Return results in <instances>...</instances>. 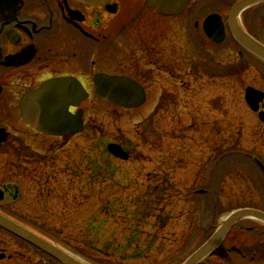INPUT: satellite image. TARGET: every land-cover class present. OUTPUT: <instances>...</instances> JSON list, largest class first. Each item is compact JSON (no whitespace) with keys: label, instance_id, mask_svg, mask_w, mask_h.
Returning a JSON list of instances; mask_svg holds the SVG:
<instances>
[{"label":"rangeland","instance_id":"374dc122","mask_svg":"<svg viewBox=\"0 0 264 264\" xmlns=\"http://www.w3.org/2000/svg\"><path fill=\"white\" fill-rule=\"evenodd\" d=\"M228 8L210 0L194 7L182 22L160 23L156 56L162 70L154 71L146 84L148 99L142 108L127 112L98 100L85 102L81 108L93 128L65 148L53 150L46 140L44 146L34 147L39 155L29 151L30 163L13 168L0 158V184L18 187L21 200L15 213L24 225L67 250L92 257V264H181L205 238L207 228L232 210L264 211L262 175L236 157L244 152L264 162L263 126L255 129L242 98L245 86H260L249 74L257 78L262 69L254 67L233 79L235 72L225 69L238 59L232 41L205 48L190 24L195 13L200 18L220 10L226 17ZM260 9L257 16L264 20V5ZM247 20L250 29L254 24L260 28L258 18ZM129 40L125 61L137 70L148 60L138 40ZM209 65L215 74L227 77L210 79ZM164 89L174 92L167 110ZM157 100V113L148 119ZM109 142L132 148L131 160H112L113 183L105 175L93 180L90 167L104 164L103 148ZM93 185L99 192H92ZM257 227L243 221L226 246L251 243L255 235L240 231ZM0 250L6 255L23 253L3 232Z\"/></svg>","mask_w":264,"mask_h":264},{"label":"flooded vegetation","instance_id":"af4514ba","mask_svg":"<svg viewBox=\"0 0 264 264\" xmlns=\"http://www.w3.org/2000/svg\"><path fill=\"white\" fill-rule=\"evenodd\" d=\"M209 1L188 0L180 18L187 17L192 6L206 5ZM235 1L238 0H219V3L227 6ZM145 3V0H0V131L4 137L0 143V158H4L7 166L13 168L30 163L31 159L27 157L30 155L29 151L35 146H44L46 140H50L49 146L53 150H58L75 139L46 136L32 129L22 118L20 104L23 97L43 85L62 80V83L67 81L69 89L78 82L87 93L89 101L95 98L94 77L103 73L135 81L144 87L148 96L146 84L155 76L154 71L160 74L162 70L157 61L160 55L156 56L160 48L158 40L161 34V17L151 14ZM260 34L263 37L259 42L264 45V29ZM129 39L138 40L145 59L149 61L139 65L137 70L125 61ZM117 59L123 62L118 63ZM254 61L244 64L245 70H255L254 67L257 66L262 69L256 74L257 78L254 74L249 75L254 80L258 79L260 86L253 87L264 94V64L257 63L256 59ZM175 68L176 66L174 70ZM61 92L64 93V87L56 89L52 84L46 89V94L53 99L55 94L61 95ZM38 106L37 102H26V115L33 114V108ZM58 108L64 111V105ZM76 112V108L69 107V114L74 115ZM49 113L52 111L47 112ZM86 114L83 111L84 120ZM260 114L264 115V100L259 104L258 112L252 114L255 129L258 125L263 126V133L264 121L260 122ZM84 123L88 124L86 120ZM92 128L90 126L89 129ZM91 143L95 145V138H92ZM120 146L128 153L130 160V151L123 144ZM242 155L257 167L260 162L264 165L256 155L244 152ZM2 186H6L3 188V203H0L4 207L9 205L7 198H12L14 189L10 185H1V188ZM231 235L230 233L218 251L201 264H264V258L260 254L252 258L239 251L233 253L239 247L236 244L226 246ZM253 238L256 239L255 236ZM13 242L18 251L23 253L9 254L0 260V264H60L18 240ZM50 242L73 255L71 257L79 258L74 251L63 248L64 245ZM256 242L257 240L241 247L247 252H260L263 248H257ZM83 257L89 262L94 261L90 256Z\"/></svg>","mask_w":264,"mask_h":264},{"label":"water","instance_id":"95a60500","mask_svg":"<svg viewBox=\"0 0 264 264\" xmlns=\"http://www.w3.org/2000/svg\"><path fill=\"white\" fill-rule=\"evenodd\" d=\"M264 0H242L236 3L230 10L227 27L232 38L245 48L248 52L264 61V47L252 40L241 29L238 17L246 9L255 6ZM187 0H147L149 8L153 12H158L166 15H177L182 12ZM203 32L210 42L220 44L225 37L224 26L221 18L216 15L208 17L203 23ZM95 89L97 95L105 102L124 108L139 107L144 102V93L140 87L131 81L118 78H108L99 75L95 78ZM43 91L37 93L38 96ZM86 99V95L81 97L76 102H68L64 97V111L69 106H78L80 102ZM249 107L256 110L259 102L262 101L263 95L256 93L252 90H247L245 97ZM44 101V100H43ZM62 101V99H61ZM22 116L25 120L36 130L45 134L54 136L75 135L82 129L80 121L81 112L77 114L75 119L64 115L62 118H41L35 114L26 116L24 107L22 108ZM1 141V140H0ZM107 151L116 158L126 160L127 155L116 145H110ZM256 219L264 223V214L255 210L242 209L230 213L225 219L220 222L219 228L215 233L196 251L194 252L183 264H198L209 255H211L224 241L231 228L240 220L243 219ZM0 228L9 234L33 245L45 254L55 258L62 264H79L71 260L68 256L64 255L54 247L50 246L45 241L17 225L13 221L7 219L0 214Z\"/></svg>","mask_w":264,"mask_h":264}]
</instances>
